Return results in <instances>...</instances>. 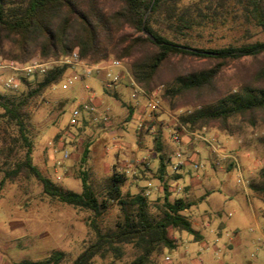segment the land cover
<instances>
[{"label":"trees","instance_id":"obj_1","mask_svg":"<svg viewBox=\"0 0 264 264\" xmlns=\"http://www.w3.org/2000/svg\"><path fill=\"white\" fill-rule=\"evenodd\" d=\"M229 6V0H0V57L23 63L35 57L58 61L78 50L80 57L92 64L119 59L147 92L163 88L164 109L178 114V121L170 124L171 134L177 131L184 135L182 126L189 131H202L217 123L223 128L234 116L253 117L264 111V39L216 48L198 44L197 37L206 31L212 34L219 23L236 17L237 12ZM243 7L242 15L247 21L264 31V0H246ZM244 58L257 62L253 81L230 92L217 90L215 85L224 68ZM177 59L216 62L208 68H177ZM67 70L68 65L56 62L41 79L37 74L34 79L22 77L19 91L0 92V170L3 172L0 192L7 181L35 177L51 198L92 212L89 226L94 237L71 264H94L98 257L117 261L126 244L139 249L138 255L126 264L153 263L156 253L178 246L171 229L187 231L195 241L202 240L203 235L185 213L195 202L184 197L172 199V182L181 175L167 170L171 157L164 152L161 129L153 133L159 158L155 174L163 190L160 203L157 202L160 216L152 211V200L145 186L135 193L123 190L128 174L119 169L117 161L111 183L100 200L85 166L91 142L85 144L81 155V192L63 189L42 173L34 162L35 143L28 125L32 107L47 90L64 79ZM205 89H213L214 95L201 100L194 96ZM126 106L129 110L126 120H130L134 108ZM192 106L189 112H178L180 108ZM162 114L163 110L157 111L156 119L161 121ZM150 123L138 128L140 137L144 132L151 133ZM250 187L264 202V167ZM110 203L120 206L121 218L114 230L104 231L98 217ZM67 261H70L67 253L56 250L42 259H22L12 264H65Z\"/></svg>","mask_w":264,"mask_h":264},{"label":"rangeland","instance_id":"obj_2","mask_svg":"<svg viewBox=\"0 0 264 264\" xmlns=\"http://www.w3.org/2000/svg\"><path fill=\"white\" fill-rule=\"evenodd\" d=\"M245 3L246 0H229V8L237 12L236 17L219 23L212 34L206 31L202 37H197L198 44L216 48L229 43L264 39V31L242 15ZM175 61L177 68H208L216 62L210 59ZM256 65L252 58L231 62L219 75L215 87L230 92L253 81ZM71 71L68 69L66 74ZM37 77L41 79L42 74ZM121 82L126 83L127 77ZM87 85L92 89H86ZM212 90L205 89L194 93V96L201 97L199 100L210 98L214 95ZM0 92L10 93L1 84ZM38 102L32 107L28 125L35 143L34 162L44 175L63 189L81 192L82 151L87 142L96 143L95 153L104 154L93 157L90 152L85 166L102 200L111 183L117 157L121 163L150 157V164L145 168L135 162V169L142 167L144 173L137 171L136 180L135 173L131 171L122 187L125 192L133 193L144 186L146 189L150 187L152 211L158 216L162 214L157 203H160L163 190L155 174L159 166L155 135L144 132L140 144L138 125L144 117L146 104L143 96L133 98L130 87L105 88L103 75H99L79 78L70 88H64L60 82L47 90ZM81 104L96 106L97 109L91 119L85 117L77 125H72L73 111ZM126 104L134 108L130 120H126L129 114ZM191 110L193 106L180 108L178 112ZM163 111L161 117L164 120L159 122L158 130H162L164 152L174 161L180 145L174 141L166 125L174 121L175 113L167 109ZM105 114L112 124H106ZM106 126L109 129H105ZM220 126L215 123L206 130L217 138V145L237 156L239 166H232L229 159L218 163L216 154L203 144L201 153L195 158L203 166L194 170L193 175L174 180L172 187V199L184 197L195 202L185 213L202 233L203 239L195 241L189 232L171 229L178 246L156 253L150 264H264V202L250 187L264 167V111L253 117L234 116L227 126ZM110 129L114 132L111 133ZM66 152L68 157H65ZM168 164L167 170L171 173V164ZM64 167L67 168L66 173L63 172ZM197 174L199 182L190 184V178ZM58 175L62 176L61 179L57 178ZM2 176L0 170V180ZM91 217V211L45 194L41 182L35 177L7 181L0 192V264L42 259L56 250L66 252L70 261L65 264H71L94 237L89 226ZM120 218V206L110 203L98 217V222L104 231H110L116 228ZM123 251L117 261L98 257L94 264H126L139 253L132 244L124 245Z\"/></svg>","mask_w":264,"mask_h":264},{"label":"built area","instance_id":"obj_3","mask_svg":"<svg viewBox=\"0 0 264 264\" xmlns=\"http://www.w3.org/2000/svg\"><path fill=\"white\" fill-rule=\"evenodd\" d=\"M63 63L68 65V69L72 71L65 75L61 84L64 88H70L76 80L85 77H95L103 75L105 88H112L116 84H119L124 77H127V84L131 89L132 97L138 99L143 96L146 99L144 117L138 125L139 129L144 128L147 122H151L148 125V129L151 133H155L159 129L160 119H156L155 113L157 111L164 110V106L161 99V92L163 88L160 86L154 89L152 92H147L142 88L133 78L129 69L124 64L123 61L119 59H110L103 61L102 63L92 64L83 60L80 57L79 51H73L68 57L62 58L58 61L54 60H41L40 58H33L29 62L23 63L15 59H8L0 57V84L4 89L10 92H17L21 89L22 77H32L34 75L44 74L53 63ZM86 89L91 90L92 88L87 85ZM94 107L89 104H81L77 106L71 117L70 123L72 125H77L81 119L86 117V113L92 112ZM107 120V118H104ZM173 119L178 121V114L173 115ZM185 137L182 133L173 131L172 138L176 141L180 148L175 153L174 161H171L172 174H179L187 165L192 164L195 170L200 169L203 164L195 159L196 149L193 146L194 141H200L209 149L216 154L218 158V163L223 160H228L233 162L236 167L239 166L237 156L235 154L228 152L225 148L216 144L217 138L215 136L207 135V130L204 128L202 131H189L184 126H182ZM166 128L170 129V125H166ZM191 136V137H190ZM187 139V143H185ZM193 139V142H191ZM191 140V141H190ZM65 157H68V152L65 153ZM132 162L128 160L121 170L123 171L126 167L130 168ZM63 172H67V168H63ZM61 175L57 178L61 179ZM179 189L181 186L178 185Z\"/></svg>","mask_w":264,"mask_h":264},{"label":"crops","instance_id":"obj_4","mask_svg":"<svg viewBox=\"0 0 264 264\" xmlns=\"http://www.w3.org/2000/svg\"><path fill=\"white\" fill-rule=\"evenodd\" d=\"M104 78V77H103ZM123 87V86H125V87H129V86H127V82L126 83H123V82H121V83H119V84H116L115 86H113V87ZM94 107V110L92 111V112H89V113H86V117L87 118H89V119H91L92 118V116H93V113H94V111H96V106H93ZM107 118V120H105L106 121V124H112L111 123V121H110V117L108 116V115H106L105 114V116H103V118ZM94 118V117H93ZM162 120H164V117H162L161 118ZM105 129H109L107 126L106 127H104ZM110 132L112 133V132H114V130L113 129H110ZM210 132V131H209ZM209 132H207V135H209ZM210 134H212L211 132H210ZM142 136H143V134H142ZM142 136H141V138H140V140H141V142H140V144H142ZM212 136H214L213 134H212ZM185 141V143H187V139H185L184 140ZM98 146V144H96V143H93V145H92V147H91V152H92V155H93V157H95V155L97 154V156L98 157H100V156H103V154H104V152H102V153H95V148H94V146ZM193 146L195 147V149H196V155H195V158L196 157H198L199 156V154L201 153V151H202V146H204L203 145V143L202 142H200V141H194V143H193ZM98 147H97V151H98ZM119 158V157H118ZM150 157H145V158H142V159H139V160H137V161H135V162H138V163H140V164H142L143 166H144V168H145V166L146 165H149L150 164V162L148 161V159H149ZM117 162H118V166H119V169H121V166L123 167V165H125V163H121L120 162V160L119 159H117ZM132 162V161H131ZM135 162H132L133 164H132V166L130 167V168H128V167H126L123 171H125V172H127V174H128V176H129V173L131 172V171H133L134 173H135V175H136V180H138L137 179V177H138V175L136 174V172L137 171H141V172H143L144 173V168H142V167H139L138 169H135V166H136V163ZM229 163H231V161L229 162ZM192 166V164H189V165H187L183 170H181V172L179 173V175H181V177H183L184 175H187V174H194L195 172H194V168H193V166H192V168H190ZM198 175L199 174H197L196 176H192L191 178H190V184H197L199 181H198ZM173 183V185H175V183H174V181L172 182ZM188 185V184H187ZM145 187H147V186H145ZM147 191H148V193L150 194L151 193V188L150 187H148L147 188ZM202 234V233H201Z\"/></svg>","mask_w":264,"mask_h":264},{"label":"water","instance_id":"obj_5","mask_svg":"<svg viewBox=\"0 0 264 264\" xmlns=\"http://www.w3.org/2000/svg\"><path fill=\"white\" fill-rule=\"evenodd\" d=\"M144 32H145V34L148 35L150 38H152L153 40H155V36H154L152 33H150L149 31H147L146 29H144ZM205 52L208 53V54H217V53L214 52V51H205Z\"/></svg>","mask_w":264,"mask_h":264}]
</instances>
